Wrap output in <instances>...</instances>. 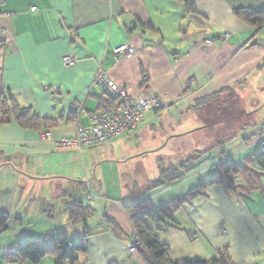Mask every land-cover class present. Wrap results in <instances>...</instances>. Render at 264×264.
<instances>
[{
    "label": "crops",
    "instance_id": "1",
    "mask_svg": "<svg viewBox=\"0 0 264 264\" xmlns=\"http://www.w3.org/2000/svg\"><path fill=\"white\" fill-rule=\"evenodd\" d=\"M2 1L0 98L8 93L20 107L54 120L47 127L24 128L8 111V121L0 124V200L10 194L6 183L11 176L25 193L36 189V199L43 201L39 225L21 242L62 227L71 239L89 229L86 252L73 264H146L139 248L129 252L126 247L132 226L124 206L139 201L140 194L134 192L138 177L147 183L159 177V164L155 168L152 162L161 160L155 156H169L161 147L172 144L201 157L193 171L145 196L155 207L196 188L211 175L222 158L220 152L243 163L261 148L264 26L256 30L233 10L263 11L264 0H188L193 12L187 11L184 0ZM6 12L13 15L6 17ZM122 44L130 46L131 54L115 58L113 50ZM68 54L75 57L70 66L62 62ZM99 71L132 96H156L160 107L145 113L130 133L80 151L58 148L57 141L75 134L77 118L90 126L86 114L101 108V89L92 84ZM49 86L59 92L45 89ZM235 100L240 105L234 109ZM71 104H79L82 113L71 112ZM83 153L97 183L89 184L90 193L82 199L73 186L69 200L64 197L59 203L61 208L52 206L53 198L64 196L58 190L63 182L83 183L79 182ZM186 153L169 158L183 161ZM103 166L112 172L113 191L100 182L103 175L97 171ZM149 171L152 180L147 179ZM234 181L232 190L206 186L175 211L173 223L147 220L149 227L163 228L157 237L167 245L171 260H209L223 250L232 264H264V171L260 177L247 173ZM42 189L43 197L38 194ZM70 202L90 206L97 217L88 218L85 227L71 224ZM193 232L197 239H191ZM0 264L15 263L5 255ZM23 264L54 261L48 255L38 263Z\"/></svg>",
    "mask_w": 264,
    "mask_h": 264
},
{
    "label": "trees",
    "instance_id": "2",
    "mask_svg": "<svg viewBox=\"0 0 264 264\" xmlns=\"http://www.w3.org/2000/svg\"><path fill=\"white\" fill-rule=\"evenodd\" d=\"M188 12H193L192 3L184 0ZM233 13L246 21L248 24L259 30L264 26V10L254 11L251 9L235 8ZM8 106V109L5 107ZM8 111L14 121L24 128H38L40 125L47 127L52 125L54 120L41 118L30 109L20 107L10 94H5L0 98V124L8 121ZM261 148L251 154L243 163L227 159L224 152H220L221 160L212 168L211 175L202 180L201 183L186 194L171 200L170 202L155 207L148 199L139 200L135 204L125 205L128 210L131 223V237H136L139 241L140 254L146 264H232L226 253L219 251L218 256L209 260L198 258H182L171 260L168 257V247L159 241V238L147 224L149 221L160 223H173V215L184 203L192 200L195 196L202 193L204 188L209 184H219L225 189H234L235 177L246 176L251 173L260 177L264 171V138L260 140ZM221 141L217 144L219 145ZM193 151V150H191ZM199 153H186L183 161H170L167 167H160V175L153 181L152 187H160L164 184L171 183L180 179L188 173L192 167L191 164L195 159H199ZM68 220L71 224L81 223L85 227L86 221L93 215V209L90 206L82 205L80 202H71L67 206ZM7 216L0 213V233L7 228ZM71 239L69 234L64 230H57L46 233L40 239H28L21 242L13 252L6 253V260L10 263L23 264L24 262L38 263L43 257L51 256L54 264H73L80 253L86 252L84 244L85 235ZM129 239V240H130ZM191 239H193L191 237ZM71 243L70 245L68 243Z\"/></svg>",
    "mask_w": 264,
    "mask_h": 264
},
{
    "label": "built area",
    "instance_id": "3",
    "mask_svg": "<svg viewBox=\"0 0 264 264\" xmlns=\"http://www.w3.org/2000/svg\"><path fill=\"white\" fill-rule=\"evenodd\" d=\"M0 2H3L0 0ZM32 11L36 7L30 8ZM4 16L10 17L13 12L3 13ZM5 32V30H3ZM113 54L115 58L129 56L131 48L127 44H122L114 48ZM62 62L66 66H70L75 62L73 55H64ZM147 78L144 77L145 81ZM92 84L101 89V108L94 113H87L91 119L90 126H84L78 118L75 120L76 131L72 136L61 138L56 142V146L61 149H76L80 151L83 148L102 143L122 134L132 132L145 113L154 111L160 107L159 99L149 93H139L132 96L128 91L113 82L104 72H97ZM51 93H58L59 88L56 86L45 87ZM70 111L79 115L82 113V107L79 104H71ZM49 132L43 133V137L49 138ZM262 144L264 142L262 141ZM193 239H197V234H191ZM71 244L70 242L68 243ZM139 241L136 237H132L126 244L129 252L135 251ZM14 249L7 250L6 253L13 252ZM113 264V263H112Z\"/></svg>",
    "mask_w": 264,
    "mask_h": 264
},
{
    "label": "rangeland",
    "instance_id": "4",
    "mask_svg": "<svg viewBox=\"0 0 264 264\" xmlns=\"http://www.w3.org/2000/svg\"><path fill=\"white\" fill-rule=\"evenodd\" d=\"M262 34L264 36V31ZM232 105L235 109L236 106L240 105V103H236V100H235ZM235 130L236 129H234V131L232 130L231 132L233 133V132H235ZM196 133H197L196 136H198L199 131ZM258 143L260 144L259 140H258ZM96 147H98V146H96ZM94 148H92V150H94ZM161 148H165L164 151H162V153L165 154L164 156H167V155H169V156L164 157V158L162 157V155L155 156L158 159H161L159 162L157 160L152 162V166L155 165L154 166L155 168H156V164H157V166L159 164V166L160 167L162 166L163 168L167 167L169 165V162L171 161L169 158L171 156L173 158H176L185 152L189 153L187 149H185L184 152H183V150L179 151L177 149V147L173 146L172 144L166 145L165 147H161ZM96 151L98 152V150H96ZM197 160L195 159V161L191 164V167H192L191 171L194 170L196 163L198 164L199 161L196 162ZM80 161H81L82 179H80L79 182L83 181V183L76 184L73 181L72 182L71 181L63 182L62 187L61 186L58 187V190L61 191L62 193H64V196H61L60 198H56V199L53 198V200H54L53 203H50L52 206L56 207L59 203L64 201L63 200L64 197H66L65 201L69 200L67 195H68V193H70L73 186H75V185L77 186V192H78L77 194L82 199V197H85V195L87 193H90L89 187H88L89 184L94 186V184L97 183L96 181L98 179L97 178L95 179L93 177V167L89 166V162H88L86 156L84 155V153H83V157ZM108 169L109 168H107L106 166H103V168L99 169L97 171V173L101 174V176L103 175V177H105V180H103V177H102V180H100L103 188H104V184H105V186L110 187V191H113L114 182L112 179L113 178L112 172H111V170H108ZM66 170H68L67 167H66ZM147 176H149V177H147V179L152 180V177H150L151 171H149L147 173ZM9 177H10L9 179L7 178L8 181L6 184L9 185L8 187L10 189V191H9L10 194L7 197H4L3 199L0 200V213L6 215L8 218L7 228L3 232L0 233V260H5L6 249H2L3 247L7 246L8 244H12V243H16V242L18 244H20L21 243V237L24 234H28V233L30 234V232H32L36 229L37 225H39V222H38L39 220L37 219L38 218V211L40 210L41 205L43 203L42 200L36 199V194H35L36 189H34V190L30 189L28 192L25 193V191L21 188V185L19 186V181L12 179L11 176H9ZM138 179H139L137 181L138 187L136 186L135 191H134L135 194H138V193L140 194V197L138 200L145 199V196L148 195L150 192H152L153 190H156L157 188L163 187L165 185L164 184L160 187H152V185H154L153 182L147 183L145 181L146 179H144V178L142 179V177H138ZM69 180H72V179L69 178ZM73 180L75 181L76 179H73ZM131 184H134V183H131ZM5 186L7 187V185H5ZM30 191H33V193H31ZM38 194L43 197L45 195L44 190L42 189V191H38ZM58 206H59V208H61L60 204ZM96 213L97 212H95V213L93 212V214H95L93 217H97ZM57 219L58 218L56 217L55 220H57ZM148 222H149V220H148ZM62 228L64 229L65 227H62ZM150 228L155 233V235L158 236V235L162 234L163 228L161 227V225L158 224V226H154V227H150ZM88 230H87V232H89ZM15 264H17V263H15Z\"/></svg>",
    "mask_w": 264,
    "mask_h": 264
},
{
    "label": "water",
    "instance_id": "5",
    "mask_svg": "<svg viewBox=\"0 0 264 264\" xmlns=\"http://www.w3.org/2000/svg\"><path fill=\"white\" fill-rule=\"evenodd\" d=\"M137 248H139V247H137Z\"/></svg>",
    "mask_w": 264,
    "mask_h": 264
}]
</instances>
